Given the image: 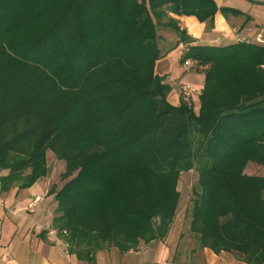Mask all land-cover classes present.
Segmentation results:
<instances>
[{
    "label": "trees",
    "instance_id": "obj_1",
    "mask_svg": "<svg viewBox=\"0 0 264 264\" xmlns=\"http://www.w3.org/2000/svg\"><path fill=\"white\" fill-rule=\"evenodd\" d=\"M217 10L215 0H0V192L47 177L51 152L63 165L48 190L52 229L79 261L163 240L179 178L195 169L198 246L264 263V176L245 173L264 169V44L194 45L160 22L170 12L211 23ZM159 24L204 75L197 111L184 95L170 103L155 73Z\"/></svg>",
    "mask_w": 264,
    "mask_h": 264
},
{
    "label": "crops",
    "instance_id": "obj_2",
    "mask_svg": "<svg viewBox=\"0 0 264 264\" xmlns=\"http://www.w3.org/2000/svg\"><path fill=\"white\" fill-rule=\"evenodd\" d=\"M215 4L218 10L211 23H200L195 17L177 16L170 12H166L160 22L174 20L194 39V45L225 46L242 41L255 42L258 33L264 35V0H215ZM221 9H225V13ZM159 30L161 58L156 62L155 73L170 87L168 100L178 105L184 95L198 110V95L202 87L194 95H180L175 87L177 82H186L189 75L201 72L194 70L184 74L180 62L184 45L177 44L178 37L172 29L159 26ZM168 36L172 38L173 46L163 48L160 43L167 42ZM61 167L63 170V165ZM52 172L27 189L13 187L0 192V264H87L69 254L63 240L51 232L57 207L54 196L48 194L49 188L57 184ZM7 173L0 172V177ZM177 218L178 212L163 240L142 243L137 251L124 254L113 247L98 251L95 264H248L233 253L214 254L208 248H200L189 228L187 231L177 230Z\"/></svg>",
    "mask_w": 264,
    "mask_h": 264
},
{
    "label": "rangeland",
    "instance_id": "obj_3",
    "mask_svg": "<svg viewBox=\"0 0 264 264\" xmlns=\"http://www.w3.org/2000/svg\"><path fill=\"white\" fill-rule=\"evenodd\" d=\"M159 26H161L160 24L157 26V34L159 36L161 30H159ZM160 39V37H159ZM165 43H160L162 45L163 48H167V46H173V40L172 38L170 39V37L168 36L166 38ZM167 45V46H166ZM163 51H165V49H162ZM184 65H182V70L185 72L184 74H188L190 73V71H193L195 69H186L185 67H183ZM186 82L184 83H180L177 82L176 83V90L177 92L181 95L186 94V93H190V94H195L197 92V90H200V88L202 87V81H203V73H193L191 75H189L186 80ZM186 83V84H185ZM187 86V92H182L181 91V87L182 86ZM190 104L192 105L193 109L195 111H197V108L194 107V104L190 101ZM197 107V106H196ZM47 164L50 167L51 171H53L52 173L54 174V178L56 179L55 181L57 182L56 186L57 188H59L63 182L60 180V174L63 172L62 170V165H60V162L54 160V156L51 152H48L47 154ZM245 173L248 175H258V176H264V169L261 166H258L254 163H250L248 164V166L245 169ZM197 172L195 171V169H192L191 171L187 172V173H182L180 178H179V182H178V191L180 192V204H179V210H178V218L176 220V224L178 223V228H182L183 231H187L189 228V217H188V213L190 210V203H191V197H192V191L197 188Z\"/></svg>",
    "mask_w": 264,
    "mask_h": 264
},
{
    "label": "built area",
    "instance_id": "obj_4",
    "mask_svg": "<svg viewBox=\"0 0 264 264\" xmlns=\"http://www.w3.org/2000/svg\"><path fill=\"white\" fill-rule=\"evenodd\" d=\"M255 42L256 43H258V44H264V35L262 34V33H258L257 34V36H256V38H255ZM183 65H184V67L186 68V69H192L193 67H194V62H192V61H185L184 63H183ZM187 86H182L181 87V91L182 92H187ZM52 233H56L54 230L53 231H51Z\"/></svg>",
    "mask_w": 264,
    "mask_h": 264
}]
</instances>
